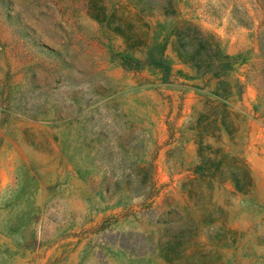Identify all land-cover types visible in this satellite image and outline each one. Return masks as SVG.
<instances>
[{
    "label": "rangeland",
    "instance_id": "rangeland-1",
    "mask_svg": "<svg viewBox=\"0 0 264 264\" xmlns=\"http://www.w3.org/2000/svg\"><path fill=\"white\" fill-rule=\"evenodd\" d=\"M86 4L0 0V264H171L178 229L172 264H264V0H175L136 49ZM181 22L218 38L225 98L176 58Z\"/></svg>",
    "mask_w": 264,
    "mask_h": 264
},
{
    "label": "trees",
    "instance_id": "trees-1",
    "mask_svg": "<svg viewBox=\"0 0 264 264\" xmlns=\"http://www.w3.org/2000/svg\"><path fill=\"white\" fill-rule=\"evenodd\" d=\"M127 1L132 7L128 10L121 8V6L109 7L106 0H87L86 12L91 19L123 38L125 44L133 49L145 45L146 32L144 29L148 27L147 22L144 21L146 16H151L154 13L171 16L177 12L175 0ZM169 37H171V49L179 61L188 64L201 76L209 74L216 79L214 93L217 99H223L231 93L227 92L229 83L220 79L222 74L229 69V63L226 60L228 56L222 50L218 38H215L213 34L201 31L197 25L191 22H181L174 25L169 32ZM121 61L125 65L139 62V60L129 56H121ZM153 61L165 71L167 65L161 57L158 60L153 58ZM235 84L241 85L238 80H235ZM216 104L218 105V102ZM209 160L212 159L209 158ZM221 161L222 157L214 165L218 167ZM197 169L203 170L200 166ZM231 179L238 191H243L250 186V177L247 172L242 177L244 179L242 183L235 174ZM183 233V229L176 230L170 239L156 242L152 251L156 250L164 260L172 264L174 260L182 257L185 253L180 242Z\"/></svg>",
    "mask_w": 264,
    "mask_h": 264
}]
</instances>
